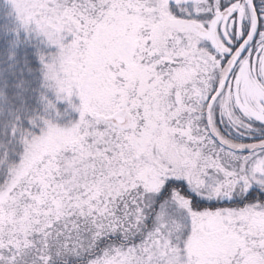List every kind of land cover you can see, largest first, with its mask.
<instances>
[{
    "label": "snow or ice",
    "instance_id": "obj_1",
    "mask_svg": "<svg viewBox=\"0 0 264 264\" xmlns=\"http://www.w3.org/2000/svg\"><path fill=\"white\" fill-rule=\"evenodd\" d=\"M0 264H264V0H0Z\"/></svg>",
    "mask_w": 264,
    "mask_h": 264
}]
</instances>
